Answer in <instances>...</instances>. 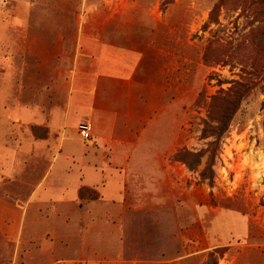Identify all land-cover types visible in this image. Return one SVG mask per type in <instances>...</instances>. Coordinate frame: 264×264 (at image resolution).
I'll return each mask as SVG.
<instances>
[{"label": "rangeland", "instance_id": "374dc122", "mask_svg": "<svg viewBox=\"0 0 264 264\" xmlns=\"http://www.w3.org/2000/svg\"><path fill=\"white\" fill-rule=\"evenodd\" d=\"M83 25L125 30L134 44L153 37L152 75L175 78L178 64V151L208 150L201 129L225 109L213 97L244 91L212 181L202 177L206 153L195 170L173 159L162 193L124 192L116 179L105 194L84 183L81 150L91 143L80 133L78 164L63 153L57 176L55 113ZM21 102L36 115H20ZM0 264H264V0H0Z\"/></svg>", "mask_w": 264, "mask_h": 264}, {"label": "crops", "instance_id": "0c3cea01", "mask_svg": "<svg viewBox=\"0 0 264 264\" xmlns=\"http://www.w3.org/2000/svg\"><path fill=\"white\" fill-rule=\"evenodd\" d=\"M107 31L121 37L109 39L105 37ZM128 34L105 27L78 28L66 103L55 113L62 119L61 149L54 157V171L60 172L57 163L63 153L66 164H78L71 141L79 142L82 138L79 130L77 136L71 135V123L78 127L86 121L92 127L94 139V143L81 150L85 163L79 168L86 186H101L105 194H113L109 180L122 179L124 192L135 189L131 193H139L146 184L162 193L165 181L176 167L172 156L184 143L185 107L183 90L179 93V67H174L175 78L168 71L160 76L150 74L145 62L154 38L134 44L136 38ZM18 112L34 117L37 110L26 108L21 102ZM56 122L57 119L49 123L50 146L56 138ZM39 143L40 140L34 141L32 147ZM88 174L95 175V180L91 181Z\"/></svg>", "mask_w": 264, "mask_h": 264}, {"label": "trees", "instance_id": "16d2710c", "mask_svg": "<svg viewBox=\"0 0 264 264\" xmlns=\"http://www.w3.org/2000/svg\"><path fill=\"white\" fill-rule=\"evenodd\" d=\"M223 95L214 96L213 102L224 103V110H221L217 117L210 115L211 119L215 121V124L205 120L201 134L203 138H211L212 140L207 144L208 150L204 151H192L187 148L179 150L172 159L185 163L190 170H195L196 165L200 164L202 156L208 153V166L202 173V177L205 179L213 180L215 176L214 166L217 161L220 160V149L222 143L226 138L232 119L237 112L240 105V101L243 98V90L240 88H230L228 90L222 89ZM214 146L213 150L209 147Z\"/></svg>", "mask_w": 264, "mask_h": 264}, {"label": "built area", "instance_id": "2783aa9c", "mask_svg": "<svg viewBox=\"0 0 264 264\" xmlns=\"http://www.w3.org/2000/svg\"><path fill=\"white\" fill-rule=\"evenodd\" d=\"M79 133L81 134L82 138L88 142L94 143V139L92 136V127L88 122H82L78 126Z\"/></svg>", "mask_w": 264, "mask_h": 264}]
</instances>
